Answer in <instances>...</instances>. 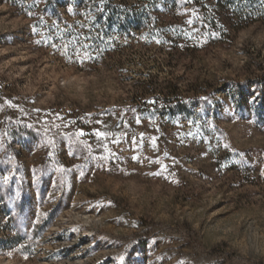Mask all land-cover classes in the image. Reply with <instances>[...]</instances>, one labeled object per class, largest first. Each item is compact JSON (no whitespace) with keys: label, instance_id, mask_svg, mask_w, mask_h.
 Masks as SVG:
<instances>
[{"label":"rangeland","instance_id":"rangeland-1","mask_svg":"<svg viewBox=\"0 0 264 264\" xmlns=\"http://www.w3.org/2000/svg\"><path fill=\"white\" fill-rule=\"evenodd\" d=\"M143 4L0 0V264H264V18Z\"/></svg>","mask_w":264,"mask_h":264},{"label":"trees","instance_id":"trees-1","mask_svg":"<svg viewBox=\"0 0 264 264\" xmlns=\"http://www.w3.org/2000/svg\"><path fill=\"white\" fill-rule=\"evenodd\" d=\"M114 0H105V7L113 10L114 13H118V6H120L126 16H137L142 13L145 9L143 0L138 1L133 6H130L127 3V0H120V4L116 7L113 4ZM184 4L189 6L192 10L195 11L200 21L207 22L211 28L219 29V19L226 13L230 14L232 18L238 20L239 23L249 22L255 18H264V7L259 4V0H183ZM74 8H78L74 6ZM74 10V9H73ZM73 15L78 17V20L82 19L83 15L72 11ZM174 31H179L180 35L184 33L183 26L174 24L172 26ZM91 43L87 50L91 52L92 55L98 54L99 42L95 36L88 39ZM177 47H179L177 45ZM149 95V89L144 88L140 91L139 98L143 100L146 96ZM172 102V101H170ZM182 102H176V106L170 107L171 109L179 110L182 106ZM133 109H129L124 113L121 112V116L131 115ZM75 146V145H74Z\"/></svg>","mask_w":264,"mask_h":264},{"label":"snow or ice","instance_id":"snow-or-ice-1","mask_svg":"<svg viewBox=\"0 0 264 264\" xmlns=\"http://www.w3.org/2000/svg\"><path fill=\"white\" fill-rule=\"evenodd\" d=\"M97 135H101L100 133H97Z\"/></svg>","mask_w":264,"mask_h":264}]
</instances>
